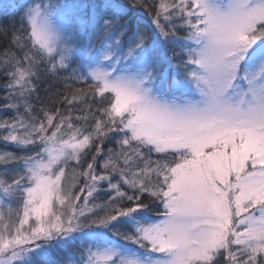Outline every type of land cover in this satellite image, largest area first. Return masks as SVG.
Here are the masks:
<instances>
[{
    "label": "snow or ice",
    "instance_id": "snow-or-ice-1",
    "mask_svg": "<svg viewBox=\"0 0 264 264\" xmlns=\"http://www.w3.org/2000/svg\"><path fill=\"white\" fill-rule=\"evenodd\" d=\"M0 93V264H264V0H0Z\"/></svg>",
    "mask_w": 264,
    "mask_h": 264
},
{
    "label": "trees",
    "instance_id": "trees-1",
    "mask_svg": "<svg viewBox=\"0 0 264 264\" xmlns=\"http://www.w3.org/2000/svg\"><path fill=\"white\" fill-rule=\"evenodd\" d=\"M54 84H55V82L53 81V82H48L47 83V86L45 85V84H42L41 86H40V92L38 93V95L41 97V98H43L44 100H45V107H47V108H49V109H51L52 107H53V104L52 103H49L48 101H47V97L48 96H50L51 95V92L52 91H55L56 89H55V87H54ZM77 86H79V85H77ZM47 89H51V91H48ZM0 95H2V93H0ZM37 108H39L41 105H40V103L39 102H37ZM76 114H79V113H76ZM0 115H4V113H0ZM8 115H11V113H8ZM0 148L3 150V151H12V152H15L16 151V149L14 148V147H12V146H6L2 141H0ZM85 167H86V164H85ZM82 184H83V181L81 180L80 181V184H78L77 185V189L80 187V186H82ZM103 191H108L107 190V188L105 187L104 189H103ZM108 199V197L106 196V195H100V196H98L94 201H91V203H94V204H96V205H102L103 203H104V201H106ZM97 212H100V209L99 208H96L95 209ZM103 213L101 212V215H102Z\"/></svg>",
    "mask_w": 264,
    "mask_h": 264
},
{
    "label": "rangeland",
    "instance_id": "rangeland-1",
    "mask_svg": "<svg viewBox=\"0 0 264 264\" xmlns=\"http://www.w3.org/2000/svg\"><path fill=\"white\" fill-rule=\"evenodd\" d=\"M21 2H23V0H21ZM0 151H3V150L0 148Z\"/></svg>",
    "mask_w": 264,
    "mask_h": 264
}]
</instances>
